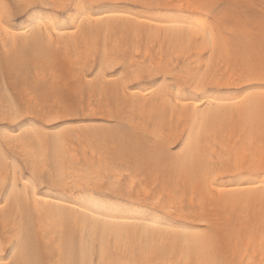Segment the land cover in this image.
Returning a JSON list of instances; mask_svg holds the SVG:
<instances>
[{
	"label": "bare ground",
	"instance_id": "6f19581e",
	"mask_svg": "<svg viewBox=\"0 0 264 264\" xmlns=\"http://www.w3.org/2000/svg\"><path fill=\"white\" fill-rule=\"evenodd\" d=\"M10 1L26 17L0 0V264H264V76L220 71L264 34L224 19L264 1Z\"/></svg>",
	"mask_w": 264,
	"mask_h": 264
},
{
	"label": "rangeland",
	"instance_id": "374dc122",
	"mask_svg": "<svg viewBox=\"0 0 264 264\" xmlns=\"http://www.w3.org/2000/svg\"><path fill=\"white\" fill-rule=\"evenodd\" d=\"M7 1V3H8V5H9V7H10V9L12 10V13H13V16H12V19H13V21L15 22V23H20L21 21H23L24 19H25V17H26V10L25 9H22V8H19V7H17V5L16 4H14L13 2H11L10 0H6ZM152 2H155V3H159V4H161L162 2H163V0H151ZM157 1V2H156ZM165 1H170V0H165ZM164 1V3H167V2H165ZM174 3H175V1L176 0H172ZM181 1V0H180ZM179 1V2H180ZM183 1V0H182ZM181 1V2H182ZM205 1V0H204ZM209 1H211V0H209ZM213 1V0H212ZM209 2L210 3V7H211V11L212 10H221V8H225V7H227V6H229L228 5V3H230L229 1L230 0H216L215 2L213 1V2ZM217 1H220V2H217ZM241 4H245V2L243 3V0L242 1H240V0H238ZM249 1V0H248ZM253 1V3H255V1H257L255 4H258V0H250L249 2H252ZM260 1H264V0H260ZM171 2V1H170ZM207 2V1H206ZM169 3V2H168ZM167 3V4H168ZM176 3H178V1L176 2ZM264 3V2H263ZM172 4V2L170 3V4H168V5H171ZM264 5V4H263ZM241 6H243V7H241L244 11H245V13L244 12H239V13H237V15H236V18L235 17H226L225 19H224V21H223V23H224V25H226V26H237L240 22H243L244 21V19H246V18H248V20H249V26L250 27H255V28H257V25L259 24V23H261L262 25L264 24V14L262 15L260 12H256V10L255 11H253V7L251 6H249V5H241ZM136 7V6H135ZM140 6H138L137 5V8H139ZM256 7H258V6H256ZM140 9H141V7H140ZM23 11V12H22ZM211 11L209 12H207V14H202L200 17L203 19L204 17V19H207V21H212L213 19H212V14H211ZM256 14V15H255ZM204 16V17H203ZM254 19H253V18ZM228 18V19H227ZM234 19V20H233ZM259 19H260V21H259ZM237 20V21H236ZM252 20V21H251ZM250 22H252V23H250ZM259 22V23H258ZM226 31V30H225ZM223 32V36H225L227 39H229V41L231 40V42H232V46L230 47L235 53L236 52H240V51H242V49H243V47H244V45H245V37H244V34H230V33H228V32ZM251 43L254 45V44H260V46H259V51H257L251 58H249V59H243L242 57H240V56H235V57H239V58H237V59H239V60H236V58L235 57H231V58H228V59H225L226 61H228V64H227V62H225V60L224 61H222L220 64L222 65H220V71L221 72H223L224 71V68L226 69L225 71L226 72H224L225 74H229V73H231L230 72V70H232V71H235V72H237V70H238V68H240V67H243L242 65H243V63H247V64H252L251 62H254L252 65H254V66H258V65H263V67H262V65L261 66H256L255 68H259L258 70H260L261 72H262V74H263V76H264V58H263V62L261 61V57H264V34H261L259 31L258 32H253L252 33V35H251ZM237 54V53H236ZM258 54H259V57L261 58L260 60H259V57H258ZM263 54V56H261ZM241 58H242V60H241ZM234 59V60H233ZM257 60H259V61H257ZM240 61H242V62H240ZM261 61V62H260ZM236 62V63H235ZM223 63V64H222ZM225 63V64H224ZM235 64V66H233V64ZM242 63V64H241ZM256 63V64H255ZM230 64V65H229ZM232 64V65H231ZM241 64V65H240ZM229 67H228V66ZM227 66V67H226ZM262 69H261V68ZM263 70V71H262ZM234 72V73H235ZM234 73H231V74H234ZM236 74V73H235ZM228 76H231V75H228ZM220 91L221 92H224V91H226V88L225 87H221V89H220ZM63 98H65V101H67L69 104H71L70 102H71V100H73V98L71 97V99H70V97L69 96H67V95H65ZM70 99V100H69ZM66 102V103H67ZM67 103V104H68ZM74 113H75V116H69V118H66V121H68V122H74L73 120H81L82 118H83V116H82V118H81V110H79V108L78 109H75V111H73ZM77 113V114H76ZM77 116V117H76ZM73 119V120H72ZM33 120H35V119H33ZM70 120V121H69ZM261 139H263V141H261V140H259V143L258 144H260V145H262L263 143H264V133L261 135ZM259 145V146H260ZM180 143H173V144H171V146H170V148L173 150V151H178V150H180ZM262 146H264V144L262 145ZM264 148V147H263ZM176 149V150H175ZM261 150H262V148H261ZM261 150H260V152H261ZM263 153H264V151H263ZM261 155H262V152H261ZM263 156V155H262ZM263 158V157H262ZM141 178L140 179H142V176H140ZM136 187V186H135ZM107 198H109V199H113V200H116V198L114 197V196H111L110 194H108V193H105L104 194ZM211 217V216H210ZM211 218H213V217H211ZM217 233V236H218V232H216ZM219 235H221L220 237H218V239H217V244H218V240H219V238H220V240H221V237H222V234L220 233ZM220 242V241H219ZM223 242V243H222ZM224 242H225V239H223L222 238V241L219 243L220 244V247H218V248H221V246H224ZM218 246V245H217Z\"/></svg>",
	"mask_w": 264,
	"mask_h": 264
}]
</instances>
